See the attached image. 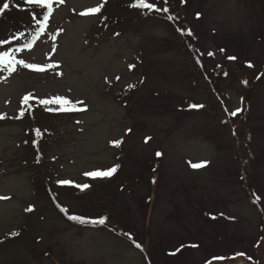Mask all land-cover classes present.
<instances>
[{
    "label": "rangeland",
    "instance_id": "374dc122",
    "mask_svg": "<svg viewBox=\"0 0 264 264\" xmlns=\"http://www.w3.org/2000/svg\"><path fill=\"white\" fill-rule=\"evenodd\" d=\"M50 1L0 0V264H264V0Z\"/></svg>",
    "mask_w": 264,
    "mask_h": 264
},
{
    "label": "trees",
    "instance_id": "16d2710c",
    "mask_svg": "<svg viewBox=\"0 0 264 264\" xmlns=\"http://www.w3.org/2000/svg\"><path fill=\"white\" fill-rule=\"evenodd\" d=\"M183 2V5H187L188 4V1L187 0H182ZM45 3H42V5L40 6V8L38 9L37 12H33L32 11V15H33V18L34 19H39L40 17H42V15L45 16L48 8L46 9L45 8ZM157 7V5H156ZM150 9H153V6L151 4H149V7ZM99 16L102 15V11H100L99 13ZM105 24H108V23H105ZM119 34V33H118ZM199 58V57H197ZM65 108V107H64ZM55 109L54 107H49L47 104H44V103H41L37 98H29L27 97L26 100H25V103L22 107V110L20 111V114L18 116V122L17 123H20L22 124L25 129H27L28 127H30V122L33 121V119L36 120V129H39V127L42 128V124L41 122H39V119H41L44 115H50L52 116V112L55 111L53 110ZM44 112L45 114H43L42 116H38V112ZM46 111L48 113H46ZM39 126V127H38ZM40 130V129H39ZM63 210V209H61ZM253 262V261H251Z\"/></svg>",
    "mask_w": 264,
    "mask_h": 264
}]
</instances>
